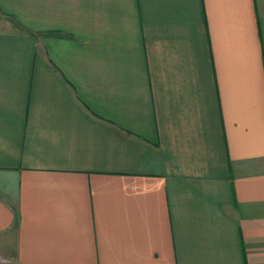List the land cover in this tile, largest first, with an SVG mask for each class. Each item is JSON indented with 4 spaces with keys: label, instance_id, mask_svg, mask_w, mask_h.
Returning a JSON list of instances; mask_svg holds the SVG:
<instances>
[{
    "label": "crops",
    "instance_id": "obj_1",
    "mask_svg": "<svg viewBox=\"0 0 264 264\" xmlns=\"http://www.w3.org/2000/svg\"><path fill=\"white\" fill-rule=\"evenodd\" d=\"M0 264H264V0H0Z\"/></svg>",
    "mask_w": 264,
    "mask_h": 264
}]
</instances>
